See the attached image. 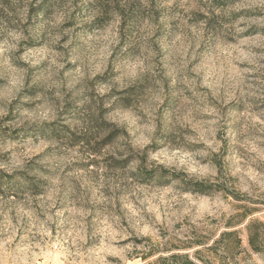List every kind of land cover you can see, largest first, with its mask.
<instances>
[{
    "label": "rangeland",
    "instance_id": "374dc122",
    "mask_svg": "<svg viewBox=\"0 0 264 264\" xmlns=\"http://www.w3.org/2000/svg\"><path fill=\"white\" fill-rule=\"evenodd\" d=\"M250 220L264 0H0V264H143L146 238L225 230L227 264H264Z\"/></svg>",
    "mask_w": 264,
    "mask_h": 264
},
{
    "label": "trees",
    "instance_id": "16d2710c",
    "mask_svg": "<svg viewBox=\"0 0 264 264\" xmlns=\"http://www.w3.org/2000/svg\"><path fill=\"white\" fill-rule=\"evenodd\" d=\"M212 184L194 181L193 190L199 193H207L210 190H218ZM245 213L241 214V219L234 223H228L227 228H231L238 222L245 219ZM247 239L250 247L260 252L264 248V222L250 220L246 224ZM149 242L145 251L139 256L143 264H227L218 250L227 253L238 251L241 245V238L237 230L222 231L218 238L213 239L210 235H198L194 239L182 240L175 236H168L163 242H151L149 238L144 239ZM198 247L190 254L189 250Z\"/></svg>",
    "mask_w": 264,
    "mask_h": 264
}]
</instances>
